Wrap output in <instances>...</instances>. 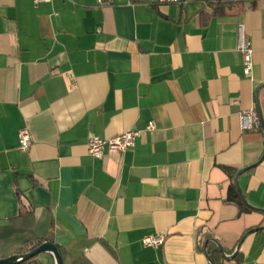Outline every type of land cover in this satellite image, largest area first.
<instances>
[{
    "label": "crops",
    "instance_id": "1",
    "mask_svg": "<svg viewBox=\"0 0 264 264\" xmlns=\"http://www.w3.org/2000/svg\"><path fill=\"white\" fill-rule=\"evenodd\" d=\"M134 1L0 0V259L43 240L64 264H264V0Z\"/></svg>",
    "mask_w": 264,
    "mask_h": 264
},
{
    "label": "built area",
    "instance_id": "2",
    "mask_svg": "<svg viewBox=\"0 0 264 264\" xmlns=\"http://www.w3.org/2000/svg\"><path fill=\"white\" fill-rule=\"evenodd\" d=\"M121 0H96L99 6H113ZM129 5L135 3L134 0H124ZM161 4H186V0H158ZM34 4L49 3L51 0H33ZM238 50L243 54L245 69L250 71L252 67V57L254 49L247 37L245 26L240 24L238 26ZM242 130H258L260 128V121L257 111L255 109L243 112L240 115ZM155 128L154 123H150L146 130H153ZM140 135L138 130H128L121 134H118L111 138H103L97 135H90L88 138V152L91 156L96 158L103 157L106 152L110 150H116L124 152L132 149L136 144V139ZM19 144L21 150H28L32 145V139L29 132L25 129L19 134ZM165 234L157 236H147L143 239V243L148 247L158 248L165 242Z\"/></svg>",
    "mask_w": 264,
    "mask_h": 264
},
{
    "label": "water",
    "instance_id": "3",
    "mask_svg": "<svg viewBox=\"0 0 264 264\" xmlns=\"http://www.w3.org/2000/svg\"><path fill=\"white\" fill-rule=\"evenodd\" d=\"M244 171L245 170H242L240 172V174L243 173ZM238 191L240 192V195L243 198V200H245V198L242 195L239 187H238ZM253 231L256 232L257 229H255ZM41 253H51L55 258L56 264H64L63 256H62L60 250L58 249L56 244H54L52 241H45L42 244H40L39 246H37V247L27 251V252H24V253L15 254V255H12V256L7 257V258H1L0 264H21L23 262H26V261L38 256Z\"/></svg>",
    "mask_w": 264,
    "mask_h": 264
},
{
    "label": "trees",
    "instance_id": "4",
    "mask_svg": "<svg viewBox=\"0 0 264 264\" xmlns=\"http://www.w3.org/2000/svg\"><path fill=\"white\" fill-rule=\"evenodd\" d=\"M222 14H224V11L221 9V4H219V6L214 11V15H222ZM226 202L231 203V204H235L236 206H238L239 209H240V212L248 213V212H251L252 210H254V208L250 207L246 203V201L243 200V198L241 197L240 192L238 191L237 182L234 180V178L232 179V182L230 184V187H229V190H228V195H227V198H226ZM43 242H44L43 240H39L37 243L32 244V246H30V247L28 246V247L22 248L19 251V253H22L23 251L27 250L28 248H30V250H31V249L39 246ZM58 249L60 250L59 247H58Z\"/></svg>",
    "mask_w": 264,
    "mask_h": 264
}]
</instances>
